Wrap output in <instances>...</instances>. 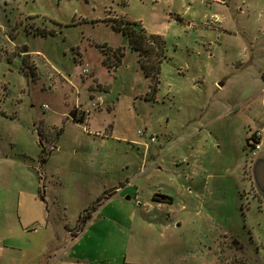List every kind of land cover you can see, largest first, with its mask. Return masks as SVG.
Wrapping results in <instances>:
<instances>
[{"label": "rangeland", "instance_id": "obj_1", "mask_svg": "<svg viewBox=\"0 0 264 264\" xmlns=\"http://www.w3.org/2000/svg\"><path fill=\"white\" fill-rule=\"evenodd\" d=\"M115 18L163 38L166 59L156 95H149L150 80L140 72L139 54L128 36L114 28L110 19ZM118 48L133 68L131 75L122 71L119 78L103 65V50ZM92 73L116 98L119 89L127 93L133 85L147 98L135 112L137 128H148L156 137L147 150L146 163H153V169L173 172L169 144L178 147L181 137L197 129L192 199L176 194L170 204L154 179L155 197L170 207L166 216L176 227L165 231L160 250L129 253L126 262L264 264V0H0V188L15 191L29 171L28 160L54 191L47 201L64 230L77 226L104 182L67 195L61 189L66 174L57 171H80L82 162L62 166L54 158L41 166L39 142L50 148L58 140L57 130L66 129L65 143H74L80 127H87L75 121L76 106L82 105L78 116L90 113L91 131L110 120L102 105V111H94L92 104L99 99L90 98ZM183 115L185 128L177 122L171 129ZM253 134L261 145L255 154L254 140L250 146L246 142ZM92 144L79 147V156L92 153ZM125 146L123 157L137 154ZM184 157L177 161L187 162ZM30 172L35 175L34 169ZM153 242L158 245L159 237Z\"/></svg>", "mask_w": 264, "mask_h": 264}, {"label": "crops", "instance_id": "obj_2", "mask_svg": "<svg viewBox=\"0 0 264 264\" xmlns=\"http://www.w3.org/2000/svg\"><path fill=\"white\" fill-rule=\"evenodd\" d=\"M113 52L108 53L111 58ZM108 54H104L105 58ZM126 58L116 69L106 65L109 73L116 74L118 78L122 71L124 75H131L133 68ZM138 71L137 66L135 73ZM140 72H143L142 69ZM91 76L94 79L90 89L91 101L99 99L101 107L108 111L110 120L91 131V115L88 113L85 121L87 127L78 128L80 133L74 143H65L63 136L68 131L65 129L51 146L53 150L47 161L44 164L40 162L41 147L38 159L41 166L54 158L62 166L70 163L67 161L82 162L80 171H57V175L66 174L63 177L66 183L61 189L67 195L80 186L88 189L94 182L99 185L102 180L104 183L98 187L101 190L97 199L110 191L113 195L92 213L83 232H78L77 226L66 227L64 230L58 227L53 214L55 208L52 210L47 201L54 191L45 186L40 170H36L25 159V166L29 171L19 181L17 190L14 191L13 188L5 192L0 188V264H40L49 254L51 257L48 264H129L126 262L129 253L137 255L145 250L147 254H151L160 250L165 231L176 227L171 216H166L170 207L167 208L165 202L155 197L158 189L154 179L159 180L163 187L159 191L165 198H169L170 204L176 194L188 197L189 200L193 197L189 193V186L198 169L196 160L192 161V156L198 153L197 129L192 127L189 133L181 137L184 141L178 147L169 144L168 153L172 154L169 166L173 172L153 169V163L149 166L146 163L151 156L147 153L150 143L147 138L138 134L142 130L137 128L138 115L135 112L137 103L148 101L147 98H143V93L135 85L127 93L124 89H119L116 98V93L113 90L109 93L100 77L95 73ZM96 93L106 95H99L97 98ZM81 107L82 105L76 106L75 110ZM100 108L94 111H102ZM177 122L184 129L188 118L185 115L178 119L176 117L171 129L176 127ZM171 129L168 131L169 137L174 135ZM145 130L147 135H151L148 128ZM88 143H93L94 151L80 157L79 147ZM124 145L130 152L136 153L137 149V154L123 157L121 151ZM140 152H143V159L140 158ZM182 156H185L187 162L180 164L177 160L182 159ZM144 163L146 165L143 168ZM31 168L35 170V175L30 172ZM189 206L190 204L187 209ZM157 226L164 229H156ZM156 236L159 237L158 245L153 242ZM150 244L151 251L148 248Z\"/></svg>", "mask_w": 264, "mask_h": 264}, {"label": "trees", "instance_id": "obj_3", "mask_svg": "<svg viewBox=\"0 0 264 264\" xmlns=\"http://www.w3.org/2000/svg\"><path fill=\"white\" fill-rule=\"evenodd\" d=\"M113 21L114 28L118 31H122L129 38L130 47L132 50L139 54V64L147 79L150 80L149 95H156L160 85V74L161 67L166 59L164 55V40L160 35L149 33L145 28L141 27L139 30H135L134 27L137 23H132L124 18L110 19ZM104 54H108L104 51ZM106 52V53H105ZM125 53L121 48H118L113 52V58H105L104 63L111 69H116L120 66ZM86 112L78 116L77 110H74L73 117L75 121L85 123ZM63 129L57 130V136H61ZM256 134L246 139L247 145L250 146L249 142L255 138ZM41 147L40 162L44 164L50 152L53 150L52 147L47 149L43 146L42 141L39 142ZM113 192L104 193L94 203H92L82 214L79 216L77 231L83 232L86 224L91 218L93 212L98 210L111 196ZM50 254L46 255L40 264H48Z\"/></svg>", "mask_w": 264, "mask_h": 264}, {"label": "built area", "instance_id": "obj_4", "mask_svg": "<svg viewBox=\"0 0 264 264\" xmlns=\"http://www.w3.org/2000/svg\"><path fill=\"white\" fill-rule=\"evenodd\" d=\"M88 71V70H86ZM102 102L101 101H98V103H93V107L94 109H98L100 108ZM138 134L141 136V137H145L148 139L149 143L152 144L154 142H156V137L153 136V135H147V133L145 131H139ZM254 140V143L252 146H250L252 148V151L253 153L255 154V152L257 150H259L261 148V145H260V141L258 139V134H256L255 138L253 139ZM252 141V140H251Z\"/></svg>", "mask_w": 264, "mask_h": 264}]
</instances>
